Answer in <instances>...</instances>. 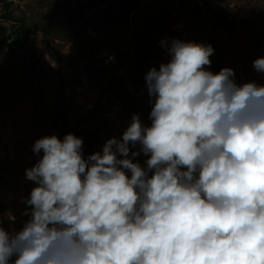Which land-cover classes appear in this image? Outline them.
Masks as SVG:
<instances>
[{
    "label": "clouds",
    "instance_id": "clouds-1",
    "mask_svg": "<svg viewBox=\"0 0 264 264\" xmlns=\"http://www.w3.org/2000/svg\"><path fill=\"white\" fill-rule=\"evenodd\" d=\"M166 51L145 76L150 126L134 114L87 158L71 133L35 141L29 219L0 226V264H264V85L208 70L211 45Z\"/></svg>",
    "mask_w": 264,
    "mask_h": 264
},
{
    "label": "rangeland",
    "instance_id": "rangeland-1",
    "mask_svg": "<svg viewBox=\"0 0 264 264\" xmlns=\"http://www.w3.org/2000/svg\"><path fill=\"white\" fill-rule=\"evenodd\" d=\"M81 2H0V226L8 232L29 219L25 201L36 184L25 172L42 157L33 152L36 140L85 132L83 143H93L82 147L87 158L110 138L122 139L134 114L150 126L145 76L169 61L173 39L211 45L208 70L228 67L237 84L264 85V73L253 68L264 57V0H100L64 30L63 19L76 20L68 10ZM227 21L233 29L224 28ZM21 23L26 30L15 28ZM146 48L141 83L135 70ZM110 64L122 68L115 73L123 78L117 94L112 81L98 76ZM139 148L130 145V151ZM146 159L141 153L134 162L143 167Z\"/></svg>",
    "mask_w": 264,
    "mask_h": 264
},
{
    "label": "trees",
    "instance_id": "trees-1",
    "mask_svg": "<svg viewBox=\"0 0 264 264\" xmlns=\"http://www.w3.org/2000/svg\"><path fill=\"white\" fill-rule=\"evenodd\" d=\"M100 0H82V2L79 4V6L76 9H69L68 12H72L73 15L76 17V20L72 21L71 19H63V27L64 30H68L70 31V29L73 28L74 24L79 23L83 17L84 14H86L89 10H91ZM0 2L4 3L5 0H0ZM8 18L9 20L15 21L12 12H8ZM233 24V23H232ZM26 25L24 23H21V26H17L15 28H17L18 31H24L26 30ZM225 29H233V28H226L224 26ZM24 36H27L30 34L29 28H27V31L24 32ZM148 50L146 48L143 49L140 53L139 56L137 57V63H136V72H137V77L139 78L140 82L142 83V79H143V73L145 71L147 62H148ZM121 66H113L112 64H110L109 66H105V68H98V76L106 79L107 81H112L111 82V87L114 88V93L117 94L118 90L121 88L119 86L122 85L123 83V78H121L120 76H116L115 73L118 72L119 70H121ZM129 94V91L128 93ZM149 117V114H148ZM60 119V117H59ZM66 134H74L76 137L78 138H82V140H84V137H82V135L84 136V134H86L84 132V134L79 133L78 131H66ZM89 143L85 144L83 143V148L86 149L85 147L89 148L90 146H92V140L88 141ZM89 146V147H88ZM15 259V257H13V260Z\"/></svg>",
    "mask_w": 264,
    "mask_h": 264
},
{
    "label": "water",
    "instance_id": "water-1",
    "mask_svg": "<svg viewBox=\"0 0 264 264\" xmlns=\"http://www.w3.org/2000/svg\"><path fill=\"white\" fill-rule=\"evenodd\" d=\"M225 27H226V28H232L231 21H227V22L225 23Z\"/></svg>",
    "mask_w": 264,
    "mask_h": 264
}]
</instances>
